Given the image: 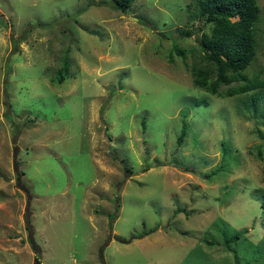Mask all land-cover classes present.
Segmentation results:
<instances>
[{
  "label": "rangeland",
  "instance_id": "1",
  "mask_svg": "<svg viewBox=\"0 0 264 264\" xmlns=\"http://www.w3.org/2000/svg\"><path fill=\"white\" fill-rule=\"evenodd\" d=\"M191 3L0 0V264H264V103L192 85Z\"/></svg>",
  "mask_w": 264,
  "mask_h": 264
},
{
  "label": "trees",
  "instance_id": "2",
  "mask_svg": "<svg viewBox=\"0 0 264 264\" xmlns=\"http://www.w3.org/2000/svg\"><path fill=\"white\" fill-rule=\"evenodd\" d=\"M132 1L110 0V6L124 14L130 8ZM191 4L192 10H189L187 21L191 25L194 22L198 23L193 30L200 32L199 61L192 64L189 71L192 85L218 97H230L253 91L244 98L245 105L250 107L253 113L263 109L258 103H264V77L248 78L245 73V69L254 57L256 44L255 24L259 16L256 1L192 0ZM179 33L185 37H190L192 34L191 30ZM176 53L182 54L179 50H176ZM68 66V62L64 59L55 73L57 83H61L68 75ZM230 83L236 84L223 92L217 91L220 85ZM7 106L9 107L8 103ZM4 116L8 117L9 113L4 112ZM185 129L186 125L183 123L176 138L178 144L185 134ZM260 207L264 213V201L261 202ZM144 234L142 232L141 236ZM239 234L240 232H235L224 238L226 247L229 248V243L238 239ZM233 256L236 258L235 254Z\"/></svg>",
  "mask_w": 264,
  "mask_h": 264
},
{
  "label": "crops",
  "instance_id": "3",
  "mask_svg": "<svg viewBox=\"0 0 264 264\" xmlns=\"http://www.w3.org/2000/svg\"><path fill=\"white\" fill-rule=\"evenodd\" d=\"M26 244V243H25ZM27 246V245H26Z\"/></svg>",
  "mask_w": 264,
  "mask_h": 264
}]
</instances>
